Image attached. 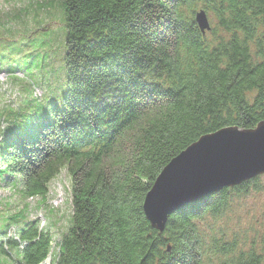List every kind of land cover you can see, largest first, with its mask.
<instances>
[{
    "label": "trees",
    "instance_id": "16d2710c",
    "mask_svg": "<svg viewBox=\"0 0 264 264\" xmlns=\"http://www.w3.org/2000/svg\"><path fill=\"white\" fill-rule=\"evenodd\" d=\"M58 1L66 85L45 103L28 101L27 116L6 129L0 183L44 197L65 170L71 224L50 262L53 235L40 219L6 247L0 241V255L14 252L18 264H215L212 255L263 264L264 232L247 249L241 235L227 239L209 225L258 190L263 174L189 200L164 231L143 202L168 162L202 135L264 120V0ZM202 10L208 35L196 22Z\"/></svg>",
    "mask_w": 264,
    "mask_h": 264
},
{
    "label": "rangeland",
    "instance_id": "374dc122",
    "mask_svg": "<svg viewBox=\"0 0 264 264\" xmlns=\"http://www.w3.org/2000/svg\"><path fill=\"white\" fill-rule=\"evenodd\" d=\"M64 25L58 0H0V141L27 116L28 111H24L28 101L45 103L63 91ZM259 184L258 190L236 199L239 207L234 206L223 218L209 224L216 233L220 228L226 229L223 232L227 239L233 234L241 235V243L246 242L247 249L251 248L253 238L259 236L257 233L264 232V174ZM48 186L44 197H25L7 181L0 183V233L14 223L0 241L6 247V239L15 236L26 222L40 219L53 235L50 262L71 224L73 208L71 178L65 170ZM16 258L14 252L9 257L0 255V264H18ZM211 258L219 264L214 255Z\"/></svg>",
    "mask_w": 264,
    "mask_h": 264
},
{
    "label": "water",
    "instance_id": "95a60500",
    "mask_svg": "<svg viewBox=\"0 0 264 264\" xmlns=\"http://www.w3.org/2000/svg\"><path fill=\"white\" fill-rule=\"evenodd\" d=\"M195 17L203 33L210 29L203 10ZM262 174L264 120L253 128L224 127L202 135L168 162L147 191L144 213L153 228L164 231L170 213L187 200L238 186Z\"/></svg>",
    "mask_w": 264,
    "mask_h": 264
},
{
    "label": "bare ground",
    "instance_id": "6f19581e",
    "mask_svg": "<svg viewBox=\"0 0 264 264\" xmlns=\"http://www.w3.org/2000/svg\"><path fill=\"white\" fill-rule=\"evenodd\" d=\"M259 176H261V175H259Z\"/></svg>",
    "mask_w": 264,
    "mask_h": 264
}]
</instances>
